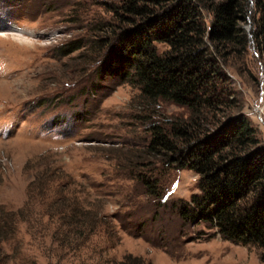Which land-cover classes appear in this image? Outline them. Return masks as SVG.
<instances>
[{
	"label": "rangeland",
	"instance_id": "obj_1",
	"mask_svg": "<svg viewBox=\"0 0 264 264\" xmlns=\"http://www.w3.org/2000/svg\"><path fill=\"white\" fill-rule=\"evenodd\" d=\"M118 5L0 0V264H264L258 247L183 221L199 176L148 155L138 90L96 73ZM242 24L251 35L253 21ZM232 64L264 143V45L252 40ZM157 115L188 113L163 103Z\"/></svg>",
	"mask_w": 264,
	"mask_h": 264
},
{
	"label": "trees",
	"instance_id": "obj_2",
	"mask_svg": "<svg viewBox=\"0 0 264 264\" xmlns=\"http://www.w3.org/2000/svg\"><path fill=\"white\" fill-rule=\"evenodd\" d=\"M115 13L119 25L107 27L96 73L130 79L138 90L142 110L150 111L146 153L199 176V193L180 217L264 253V143L229 75L252 40L264 45V0H119ZM163 103L188 115L159 117ZM119 264L151 263L129 255Z\"/></svg>",
	"mask_w": 264,
	"mask_h": 264
},
{
	"label": "bare ground",
	"instance_id": "obj_3",
	"mask_svg": "<svg viewBox=\"0 0 264 264\" xmlns=\"http://www.w3.org/2000/svg\"><path fill=\"white\" fill-rule=\"evenodd\" d=\"M4 34H6V33H4ZM4 34H3V35H4ZM1 35H2V34H1ZM14 35H17V34H14ZM4 36H6V35H4ZM4 36H2V37H4ZM20 39H22V38H20ZM18 41H21V40L18 39ZM21 42L25 43L24 41H21ZM26 42H27V41H26ZM29 46H30V45H29Z\"/></svg>",
	"mask_w": 264,
	"mask_h": 264
}]
</instances>
